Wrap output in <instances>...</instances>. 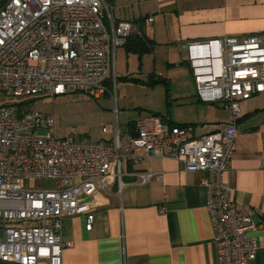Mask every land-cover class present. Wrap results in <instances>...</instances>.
I'll return each instance as SVG.
<instances>
[{
    "label": "built area",
    "instance_id": "1",
    "mask_svg": "<svg viewBox=\"0 0 264 264\" xmlns=\"http://www.w3.org/2000/svg\"><path fill=\"white\" fill-rule=\"evenodd\" d=\"M140 33L141 23L117 20L108 0H0V262L62 264L72 245L61 235L63 217L86 214L91 230L93 196L115 185L121 190L126 165L144 157L213 173L203 185L218 264H249L264 246V232L254 235L258 223L238 209L224 180L243 105L264 92V32L187 44L200 98L226 102L233 116L225 128L201 136L151 114L125 132L117 116L108 140L57 137L54 113L25 105L66 94L103 97L116 80L117 49ZM135 175L149 182L156 174ZM45 179L54 185L37 183Z\"/></svg>",
    "mask_w": 264,
    "mask_h": 264
},
{
    "label": "crops",
    "instance_id": "2",
    "mask_svg": "<svg viewBox=\"0 0 264 264\" xmlns=\"http://www.w3.org/2000/svg\"><path fill=\"white\" fill-rule=\"evenodd\" d=\"M108 2L117 20L141 23L139 35L149 44L147 51H141L138 37L129 48L119 47L125 58L138 62L135 83L149 88L162 85L170 105L165 113H140L124 129L119 122L120 130L130 131L137 119L151 114L171 125L190 126L196 136L225 128L233 118L226 102H210L211 106L200 98L196 82L192 89L190 82L179 79L176 84L172 76L185 74V67L193 73L187 46L191 41L264 32V0ZM150 17L154 19L149 21ZM210 50L216 53L217 44L212 43ZM212 64L217 70V61ZM160 76L168 83H155ZM238 131L224 180L232 188L238 209L251 213L258 223L254 232L258 236L264 232V92L253 94L244 103ZM144 172L156 175L142 182L135 173ZM205 177L213 178V173L185 171L182 163L172 158L144 157L136 165L128 163L121 190L115 185L93 196L97 206L91 230L86 227V214L63 217L61 235L72 245L63 250L62 264H218ZM249 264H264V246Z\"/></svg>",
    "mask_w": 264,
    "mask_h": 264
},
{
    "label": "rangeland",
    "instance_id": "3",
    "mask_svg": "<svg viewBox=\"0 0 264 264\" xmlns=\"http://www.w3.org/2000/svg\"><path fill=\"white\" fill-rule=\"evenodd\" d=\"M121 48L117 52L116 75L118 76L109 87L110 91L101 98H95L91 95L66 94L56 97L54 100L49 97L37 98L31 102L25 103L33 109L45 113H54L56 117V136L65 137L74 135H89L93 141H102L107 136L113 134V121L118 116L121 129H124L127 122L135 116L142 113L148 114L153 110H161L163 113L167 110V99L164 87L162 85L156 88L136 84L133 80V74L138 69V62L125 58ZM129 61V62H128ZM185 74L172 76V79L179 84L180 80L190 82L195 88V80L192 72L185 67ZM127 71H129L127 73ZM124 73V76H121ZM129 73L131 75H129ZM138 75V74H137ZM127 77V80L121 78ZM142 81L138 80L137 83ZM79 98L77 99V97ZM169 101H173L170 99ZM117 103V112L114 105ZM211 105L210 102H208ZM176 106V103H174ZM212 106V105H211ZM106 126L109 133L104 134L102 127ZM42 187H52L53 180L45 179L38 181ZM0 264H10L0 262Z\"/></svg>",
    "mask_w": 264,
    "mask_h": 264
},
{
    "label": "trees",
    "instance_id": "4",
    "mask_svg": "<svg viewBox=\"0 0 264 264\" xmlns=\"http://www.w3.org/2000/svg\"><path fill=\"white\" fill-rule=\"evenodd\" d=\"M141 35H133V36H131L129 39H128V41H127V43L125 44V46H127L128 48H129V44H130V42L134 39V38H137L138 39V37H139V44H140V50L141 51H147L148 49H149V44L148 43H146L145 42V40L143 39V38H141L140 37ZM133 80H136L135 78L133 79ZM156 80V82L155 83H168L167 82V79L166 78H163V77H158L157 79H155ZM154 83V82H153Z\"/></svg>",
    "mask_w": 264,
    "mask_h": 264
}]
</instances>
